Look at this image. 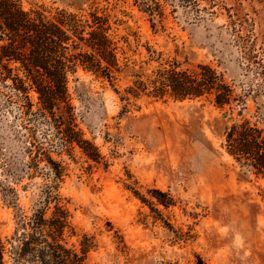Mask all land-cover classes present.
Listing matches in <instances>:
<instances>
[{
    "label": "rangeland",
    "instance_id": "obj_1",
    "mask_svg": "<svg viewBox=\"0 0 264 264\" xmlns=\"http://www.w3.org/2000/svg\"><path fill=\"white\" fill-rule=\"evenodd\" d=\"M17 1L25 10L108 15L121 72L112 84L82 70L69 78L75 121L94 160L78 148L61 152L52 128L42 118L23 116L11 90L0 84V239L7 263L14 264L11 244L20 216H29L44 191L57 185L54 194L73 229L65 235L69 247L79 251L84 237L91 241L86 264H198V258L203 264H264V180L224 149L225 129L231 117L239 119L238 108L225 116L227 108L220 111L205 98L125 93L168 64L210 65L235 94L255 86L236 33L251 36L261 52L264 0ZM143 4L161 6L154 29ZM262 105L264 96L248 98L243 116L264 133ZM30 134L60 163L55 183L45 162L27 168ZM155 190L169 205L157 201Z\"/></svg>",
    "mask_w": 264,
    "mask_h": 264
},
{
    "label": "trees",
    "instance_id": "obj_2",
    "mask_svg": "<svg viewBox=\"0 0 264 264\" xmlns=\"http://www.w3.org/2000/svg\"><path fill=\"white\" fill-rule=\"evenodd\" d=\"M192 7L195 10V5ZM141 10L154 29L155 18L163 16L161 6L143 4ZM232 30L238 32L234 27ZM236 35L242 42L246 69L253 72L256 80L255 86L248 84L241 94H235L223 75L206 64L185 69L168 64L146 82L135 81L125 93L138 98L147 91L155 99L168 97L179 101L205 98L220 111L227 108L225 116H232L235 107L238 108L239 119L231 117V124L225 129V152L240 168L264 180L263 129L243 116L248 98L264 96V43L261 52H257L251 36ZM118 54V41L114 38L110 17L105 13L99 14L96 10L73 13L64 9L46 12L43 7L25 10L17 0H0V84L11 90L23 116L42 118L52 128L61 152L78 148L95 159L93 146L83 139L75 121L68 92L69 78L82 70L112 84L115 74L121 72ZM31 93L36 97L35 104L31 102ZM261 108L264 111V105ZM25 150L29 170L45 162L54 183L60 179V163L52 160L49 151L31 134ZM56 189L57 185L49 186L40 206L29 216L21 215L17 221L11 244L14 264H86L91 241L84 237L79 251L69 247L65 235L73 232L70 215L54 194ZM152 194L159 203L169 205L158 199L166 194L156 190ZM51 204L52 211L47 215ZM5 254V245L0 239V264H8ZM198 264H203L199 258Z\"/></svg>",
    "mask_w": 264,
    "mask_h": 264
}]
</instances>
